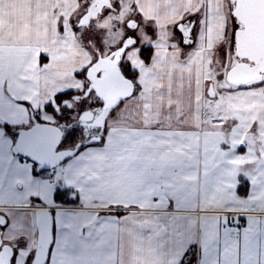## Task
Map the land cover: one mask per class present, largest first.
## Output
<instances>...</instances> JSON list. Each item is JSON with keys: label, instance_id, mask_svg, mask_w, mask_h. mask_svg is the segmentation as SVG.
Here are the masks:
<instances>
[{"label": "crops", "instance_id": "0c3cea01", "mask_svg": "<svg viewBox=\"0 0 264 264\" xmlns=\"http://www.w3.org/2000/svg\"><path fill=\"white\" fill-rule=\"evenodd\" d=\"M231 2L133 0L144 30L147 26L154 30L149 39L144 38L153 52L145 60L136 48L128 57L134 72L121 76L132 82L129 95L94 108L98 112L95 123L104 118L111 122L114 117H108L106 110L127 97L117 109L126 119L114 126L105 148L88 149L72 171L52 169L50 183L29 184L27 169L22 168L18 171L22 186L12 187L10 170L0 183V214L8 221L0 228L4 233L0 246L13 249L23 240L36 247L34 208L24 205L33 195L52 205L55 175L60 171V186L72 185L65 191L75 190L78 200L88 207L80 209L71 227L69 210L79 205L67 204L59 215L52 210L53 239L47 264H169L182 250L178 240L202 241L205 260L217 264L264 262V137L258 128H241L238 133L232 131L237 145L230 147L223 132L228 129L232 105L206 104L190 64L198 60L177 54V50L168 52L177 43L170 36L175 26L186 44L199 43L204 51L220 45L229 28ZM78 5L79 0H0L3 119L31 121L34 109L43 110L55 93L85 89V77L75 74L85 72L91 57L71 28V14ZM187 18L192 23L193 19L201 21L199 40L190 33ZM182 27H189L187 36ZM108 62L113 64L111 69H117L115 59ZM241 185L248 191L241 192ZM157 196L177 198L181 234L171 229L170 235L154 234L150 217L157 208L152 198ZM109 204H135L143 212L132 210L130 219L123 221L105 219ZM230 213L247 218L243 228H225ZM85 223L91 227H82Z\"/></svg>", "mask_w": 264, "mask_h": 264}, {"label": "snow or ice", "instance_id": "6c2138e0", "mask_svg": "<svg viewBox=\"0 0 264 264\" xmlns=\"http://www.w3.org/2000/svg\"><path fill=\"white\" fill-rule=\"evenodd\" d=\"M139 51L140 53H150L151 49L142 47ZM41 60L46 61L47 57L41 56ZM121 66L125 76H128L130 71L134 72L127 66L126 61L122 62ZM75 75L81 79L83 78L82 71L77 72ZM94 91V89L89 90L87 96H83L82 99L77 98L76 107H73L71 100L74 94L81 92V90L63 89L55 93L52 100L43 104V110L36 107L31 121L21 119L19 122H12L0 116V183L9 176L11 170L12 184L10 186H22V177L18 175V171L22 168L27 169L29 184L33 181L37 185L42 182L50 183V178L53 176L52 169L59 168L60 171L70 172L85 159L88 149L105 148L112 140L114 126L121 119H126L123 113L117 112V109L121 107L123 100L127 97L118 99L115 105L106 110L108 117H114L111 122L108 118H104L101 123L97 124L94 121L97 119L98 112L92 111L95 105L90 99ZM97 104L103 107L104 101L99 100ZM86 114L90 118L87 122H84L83 118ZM32 122H35L34 125L28 129L27 126ZM41 125H52V127H41ZM89 125H91V128ZM116 130L119 131L118 128ZM50 133H55L59 139H47ZM66 145H72V147L69 148ZM73 148L75 151L72 150ZM243 150V148L240 149V151ZM50 153L57 156L55 163L48 162ZM85 166H87V162ZM60 171L55 175L57 183L53 185L52 205L44 204L41 196L33 195L27 198L28 203L24 207H48L49 213L56 209L57 215H59V210L64 209L65 205H79L78 208L69 210V227H71L78 219L80 209L86 208L88 205H85L83 200H78V193L75 190L72 193L65 191V188H71L72 185L60 186ZM239 190L246 192L248 187L241 185ZM176 199L175 196L171 198L159 196L152 198V204L156 205L157 208L153 209V215L150 219L154 224V234L157 237L170 235L169 229L181 234L183 225L180 223V217L176 215L179 211L175 203ZM107 210L109 216L105 219L116 221L130 219L132 210L143 212V209L135 204H109ZM96 216L99 218V213H96ZM246 220V217L237 216L234 218L233 223L239 227L245 224ZM7 223L6 219L3 224H0V228H3ZM225 223H228V221L225 220ZM82 227L90 228L91 225L85 223ZM3 234V232H0V236H3ZM86 235H90V233H86ZM177 243L183 245L182 250L177 253L178 259L170 261L169 264H217L215 260H205L206 249L202 241L188 240L187 243H184L182 240H178ZM49 247L51 248V243ZM4 251H7V249H4ZM12 252L8 264H39L36 249L30 247L23 240L12 249ZM0 264H3L2 257H0ZM45 264H47V256ZM254 264H264V262L257 261Z\"/></svg>", "mask_w": 264, "mask_h": 264}, {"label": "rangeland", "instance_id": "374dc122", "mask_svg": "<svg viewBox=\"0 0 264 264\" xmlns=\"http://www.w3.org/2000/svg\"><path fill=\"white\" fill-rule=\"evenodd\" d=\"M233 5L231 2L229 28L220 45L204 51L199 43L186 44L183 42L180 30L175 26L172 28L170 36L177 43L176 46L168 47L169 53L178 51L177 54H188L191 59L198 60L197 62L192 61L190 64L197 72L198 86L205 95L206 104L216 101L229 102L232 105V109L228 111V115H231L230 120L227 121V126H229L223 132L227 136L230 147L237 145L233 142L232 136H234V132L238 133L241 128H258L260 135L264 137V69L259 76L243 84L232 83L227 78L228 71L238 62L235 51V34L240 25L233 14ZM185 21H191L190 33L192 36L198 37L199 40L201 21L193 19L192 23V18H187ZM144 27L145 23L137 15L133 0H79L77 10L71 14V28L76 31L80 42L86 46L91 62L83 73L86 80L85 89L74 94L71 100L73 107H76L75 96L81 99L83 96H87L89 90L94 89V79L101 74L105 75L107 70H111L113 64L108 62L109 60H116L115 65L120 76L121 73H124L122 62L126 61L127 66L131 69L127 59L136 48H150V53H140L138 50L139 54L148 60L153 52V47L149 46L144 38L149 39L154 34V30L149 26L144 30ZM198 40L197 42H199ZM132 74V71L128 73L130 76ZM90 99L95 105L94 108H100L97 101L102 99L95 91ZM104 103L105 105L110 104L105 101ZM94 108L93 110H95ZM254 124L255 127H253ZM246 135L249 136L248 133ZM247 144L251 145V143Z\"/></svg>", "mask_w": 264, "mask_h": 264}, {"label": "water", "instance_id": "95a60500", "mask_svg": "<svg viewBox=\"0 0 264 264\" xmlns=\"http://www.w3.org/2000/svg\"><path fill=\"white\" fill-rule=\"evenodd\" d=\"M233 4V14L240 25L235 34L238 62L228 71L227 78L232 83L243 84L259 76L264 69V0H233ZM182 31L187 36L189 27L183 28ZM244 57L248 61L241 60ZM93 87L98 97L108 103L132 92V82L120 76L116 68L107 70L105 75L95 78ZM89 118L90 116L86 114L83 118L84 122ZM41 127H52V125H41ZM47 139L58 140L59 137L55 133H50ZM72 150L75 151L74 148ZM56 159L57 156L50 153L48 162L55 163ZM34 220L37 229L36 256L39 264H45V258L47 256L48 260L49 255V244H52L53 239L52 211L49 213L47 207L34 208ZM4 221V216L0 214V224ZM11 254L10 246L0 247L3 264H8Z\"/></svg>", "mask_w": 264, "mask_h": 264}, {"label": "built area", "instance_id": "2783aa9c", "mask_svg": "<svg viewBox=\"0 0 264 264\" xmlns=\"http://www.w3.org/2000/svg\"><path fill=\"white\" fill-rule=\"evenodd\" d=\"M237 216H240V215L237 214V213H230L229 216H228V220H227L228 223H226L225 228H230V229H241V228H243L244 227V224L243 225H240L239 227H237L235 225V223H233L234 218L237 217Z\"/></svg>", "mask_w": 264, "mask_h": 264}, {"label": "flooded vegetation", "instance_id": "af4514ba", "mask_svg": "<svg viewBox=\"0 0 264 264\" xmlns=\"http://www.w3.org/2000/svg\"><path fill=\"white\" fill-rule=\"evenodd\" d=\"M182 28H185V27H182ZM241 60H243V61H248V59L246 58V57H244V58H241ZM106 66V65H105ZM104 66V67H105Z\"/></svg>", "mask_w": 264, "mask_h": 264}]
</instances>
